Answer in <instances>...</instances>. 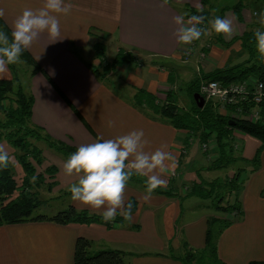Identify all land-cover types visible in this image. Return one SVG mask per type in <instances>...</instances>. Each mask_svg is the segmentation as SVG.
<instances>
[{
    "label": "crops",
    "instance_id": "obj_1",
    "mask_svg": "<svg viewBox=\"0 0 264 264\" xmlns=\"http://www.w3.org/2000/svg\"><path fill=\"white\" fill-rule=\"evenodd\" d=\"M210 1L213 13L214 6ZM43 2L0 0V9L4 10V16L0 19L12 32L15 19L25 8L35 10L42 7ZM71 3L73 6L69 14H58L60 35L52 39L47 32L40 33L32 46L26 49L43 71V74L37 73L29 79V91L33 97V125L42 128L51 138L76 149L81 144L94 142L101 137L114 139L142 129L149 141L145 151H155L166 145L165 150L176 157L178 166L174 173H179V183L188 184L189 188L193 183H198L200 177L204 179L203 172L199 173L198 168L195 171L187 169L200 163L194 154L185 158V171L180 167L183 161L181 144L186 143L181 137L183 132L176 131L147 111L134 108L131 100L136 89H145L155 96L166 90L170 80L168 71L171 69L167 62L176 61L184 46L178 43L174 35L178 26L173 17L184 13L186 7L198 10L207 9V6L203 7L201 0H169L167 5H163L162 0H71ZM227 12L222 18L233 21V27L238 31L235 37L255 29L251 26L253 21L247 11L242 10L241 14L240 10L236 15ZM257 16L258 13L253 11L252 18ZM93 35L104 39L106 52L111 47L113 57L122 47L148 61L137 68L123 67L116 71L115 78L129 86L132 92L129 96L116 89L110 83L113 80L110 77L106 84L99 82L88 68L89 64L97 65L94 62L97 60L93 52ZM215 43L206 46L209 49L206 55L201 53L206 56L204 61L215 63V68L208 73L227 65V58L222 61L219 57L222 47ZM193 46L194 50L202 52L198 43L195 42ZM152 61H162L167 65H151ZM9 79L11 73L7 67V72L0 76V80ZM109 121H114V126L109 127ZM237 143L240 145L239 157L246 162V169L243 168L246 179L244 177L240 192L241 216L222 232L217 241L218 257L224 264L264 261V150L257 154L260 148L258 140L234 132L233 144ZM214 151L217 152L216 149ZM214 154L213 159L217 157V153ZM256 155L257 162L251 165ZM248 170L250 172L247 175ZM171 175L163 174L162 178L167 184L155 190H173L178 193L179 184L170 178ZM142 180L145 183L146 177H142ZM146 194V190L127 184L124 191L125 205L130 200L136 202L130 226L114 225L107 228L103 224L58 225L47 221L0 226V264H73L78 238L90 241L91 250L93 245H97L96 251L118 250L132 257L138 256L133 258L131 264H180L167 256L165 251L169 248L173 252L179 249L181 235L189 247L203 249L206 219L212 215L178 224L181 202L177 198L153 191L151 197L145 200ZM69 206L98 216H102L104 210L103 207L97 210L74 200ZM131 226L138 228L134 230ZM149 253L158 255L154 258L144 255Z\"/></svg>",
    "mask_w": 264,
    "mask_h": 264
},
{
    "label": "trees",
    "instance_id": "obj_2",
    "mask_svg": "<svg viewBox=\"0 0 264 264\" xmlns=\"http://www.w3.org/2000/svg\"><path fill=\"white\" fill-rule=\"evenodd\" d=\"M201 4L203 7L207 6V9H202L203 11L199 12L198 10L186 7L185 12L189 15H204L206 17L204 24H206L215 17L211 16L212 11L211 6H209V0H201ZM242 6V3L238 2L232 7L233 11L239 12ZM225 10L226 8L220 9L221 13L218 17L222 18V11ZM199 27H202V25ZM257 30L264 31V24H257L254 30L247 31L240 38H234L229 42H223L220 36L217 35L215 42L226 47L236 41L235 39H238L241 44V49L247 54L248 59L233 67L225 66L220 69H215L201 78L195 77L187 86L188 93L190 95L198 94V84L201 80H214L223 85L249 79L264 81V57H261L258 53L254 37V33ZM0 31L5 32L11 40V31L1 19ZM93 37L95 38L93 52L95 59L98 61V65L89 64L88 68L99 82L106 84L109 75H115V72L120 68H137L142 65V61L136 54L122 47L118 49L113 59L108 61L106 58L104 39L97 35H93ZM208 50L203 48V54L206 55ZM20 60L31 68V76L37 73L43 74L41 67L27 50L22 52ZM151 65L166 67L167 64L162 61H152ZM7 67L11 73V79L0 80V114L3 116L0 119V143L4 142L12 149L21 152L19 155L16 154L14 158L22 170L23 176L21 179V188H18L12 164H9L7 168H0V226L32 221H47L58 225L103 224L107 228H112L114 225L130 226L129 221H126L119 213H117L114 221L105 222L102 216L90 214L85 210H77L73 206H68L66 209L52 216H33V213L44 204V202L38 199V194L35 190L39 183H42L44 180V174L51 176L56 173V168L49 166L44 169L43 173L37 174L36 166L41 167L43 165L42 159L40 158L41 151L34 147L30 143V140L42 142L49 149L67 158L77 149L67 146L60 141H52L51 137L42 128L31 123L33 97L23 89L18 78L16 67L13 64ZM171 73L172 71L170 69L168 71L170 77V80H168L169 85H173L175 80ZM175 95L173 90H167L164 93L165 101L160 102L145 89H136L132 97V106L140 111L151 112L154 116L165 120L176 131L186 132L190 136L199 135L198 142L200 144L207 142L212 137L215 141L217 157L207 167L208 170L226 169L233 166L239 159H242L235 155L233 132H240L258 140L260 148L257 154L261 150H264V123H249L237 119L233 120L234 125H232V119L228 115L219 114L210 104H204L202 108H199L194 99H192L188 109L180 108ZM72 110L78 115L73 108ZM231 110L233 109L227 108V111L230 112ZM29 158L31 159L29 160ZM257 159L258 155L252 159L250 164L254 165ZM243 171V169H237L233 176L226 180H204L198 176L200 177L198 183H193L182 196L173 190L167 192L154 190V193L163 194L166 197H175L179 202L192 197L202 201L209 200L211 201L212 209L223 214L237 212L239 218L241 216L240 192L245 182ZM130 180H136L139 185L141 184L146 188L142 177L134 174ZM224 195L232 199L233 202L227 203L226 206H221V203L225 200L223 198ZM128 203L132 204L133 214L136 210V202L130 200ZM231 223V221L223 218L208 217L206 219L203 249L195 250L190 248L186 242H183L184 254L174 255L173 250L169 248V257L180 264H224L218 257L217 241L222 232ZM131 227L134 230L138 228L137 226ZM91 246L90 241L84 238H78L75 243L73 264H131L126 258L133 255H127L118 250L93 251L91 250ZM248 264H264V261H251Z\"/></svg>",
    "mask_w": 264,
    "mask_h": 264
},
{
    "label": "clouds",
    "instance_id": "obj_3",
    "mask_svg": "<svg viewBox=\"0 0 264 264\" xmlns=\"http://www.w3.org/2000/svg\"><path fill=\"white\" fill-rule=\"evenodd\" d=\"M162 3L167 5L169 0H162ZM72 6L71 0H44L42 7L35 10L25 8L15 19L11 40L5 32L0 31V76L7 72L8 65L20 61L22 52L32 46L40 33L47 32L52 39L58 37V14H69ZM259 15L260 23L264 24V14ZM3 16L4 10L0 9V17ZM205 19L204 15H189L187 12L173 17L178 26L174 33L178 43L190 45L209 34V31L229 38L233 35L231 19L215 17L208 21L210 29L199 27ZM254 37L258 53L264 57V31L257 30ZM114 123L109 121L108 126L112 127ZM148 143L144 131L140 129L114 139L101 137L94 142L81 144L63 165L66 176L77 178L68 188L72 199L93 209L103 207L101 215L105 222L114 221L118 210L126 221H131L132 204L125 205L124 200L130 178L134 174L146 177L147 194L144 199L148 200L155 189L166 186L167 181L162 175L174 174L178 166L176 157L165 150L166 145L148 152L145 151ZM12 160L5 146L0 145V168H7Z\"/></svg>",
    "mask_w": 264,
    "mask_h": 264
},
{
    "label": "rangeland",
    "instance_id": "obj_4",
    "mask_svg": "<svg viewBox=\"0 0 264 264\" xmlns=\"http://www.w3.org/2000/svg\"><path fill=\"white\" fill-rule=\"evenodd\" d=\"M237 2H241L242 3V7H241V14H242V10L247 11L249 14H251V20L253 21V23L251 24V26L256 27V24L258 22H260L261 20V15L259 14H264V1L261 0H211L210 3L213 4L214 6V10L213 13L211 12V16L213 17H218V15H220V9L222 10L223 8H226L225 11H222V15L225 14V16L227 15V11L229 12H233L236 15V12L233 11V8ZM255 11L256 13H258L257 17H253L252 18V12ZM255 22V23H254ZM205 29H210V25L207 23L205 24V27H203ZM234 31H233V35L229 38L227 36H225L224 34H216L215 32H211L209 31V34L204 35L201 37L200 40H197L196 43H198V48L201 47L203 48H207L206 46H211V43L213 42L214 44V38L218 36H220V38L223 40V42H227L233 40L234 38H240L242 35H240V37H235L236 34H238V31L235 27H233ZM236 41H234L231 45L229 46H222L219 45V47L221 46L222 49L221 51H219V57L220 59L222 58V61L224 60V58L226 57V63L228 67H233L239 63H242L243 61H245L246 59H248L247 54L240 49L241 44L240 41L238 39H235ZM194 43L190 45H184L182 50L179 52L178 55V59L176 61H169L167 62L168 67H171V75L172 77L175 79L174 84L173 85H167L166 86V90L164 92H158V94H156V96L154 95L160 102H164L165 101V96L164 93L167 90H173V92L176 94L175 97L177 98V104L180 108L183 109H188L191 105V100L193 99L194 95H190L188 93V89L187 86L189 84V82L191 80H194L195 77H202L206 74H208L207 71H211L212 68H215L214 64H210L212 63L210 60L208 61H204V58H206L205 55L201 54L203 52L198 51L199 49H195L194 50ZM216 45V43H215ZM185 50L189 52V57L188 59H186L184 57V53ZM224 51V52H223ZM200 52V56L198 57ZM112 49L111 47L108 48L107 52H106V56L107 59L109 61H111L112 56ZM203 57V58H202ZM201 58V59H200ZM85 59V57H84ZM140 60L142 61V65H146L148 63V61H146V59H144V57H140ZM95 64L98 65V61H94ZM221 64V63H220ZM16 67L17 73H18V78L19 81L21 82L23 89L25 90L26 93H30L29 91V79L31 77L30 75V71L31 68L28 67L25 63L22 62V60H20L18 63L13 64ZM96 66V65H95ZM118 71V70H117ZM201 75V73H203ZM115 74H117L115 72ZM145 74V71L144 73ZM147 74H145L146 76ZM110 79L112 78L113 80H110V83L115 85L121 92H123L125 95H128L131 92V90L129 89V86L127 87L124 83H122L121 81L118 80V78H115V75L109 76ZM147 91V90H146ZM148 92V91H147ZM150 93V92H149ZM194 94V93H193ZM132 101V100H131ZM205 104H210L211 106H213L212 108L215 109V111H217L219 114H224V115H228L224 110L218 111V109L216 110V108L218 107L215 103L212 102H208ZM148 114H152L151 112H148ZM153 115V114H152ZM229 117V116H228ZM3 116L0 114V119H2ZM159 118V117H157ZM230 118V117H229ZM161 119V118H160ZM231 119V118H230ZM162 121L166 122L165 120L161 119ZM233 121V120H232ZM244 121V120H243ZM247 122V121H246ZM32 123V122H31ZM167 123V122H166ZM33 124V123H32ZM169 125V124H168ZM171 126V125H170ZM182 132V131H181ZM234 133V132H233ZM240 133V132H239ZM46 134H48L46 132ZM43 136V134H42ZM199 136V135H198ZM198 136H190L188 135V133L183 132L181 137L182 139L186 140V143L181 144L182 148H181V154H182V163H181V169L182 171H185V165L186 161L185 158L190 156L191 154H194V158L199 160V164L197 166H194L193 168H187L189 171L192 170H196V168H198V172H203V177L205 180H213V179H220V180H226L227 178H231L233 176V174L235 173V171L237 169H246V162L244 159H239V161H237L233 166L226 168V169H220V170H208L207 167L212 163V161L214 160L212 156H215L217 153L216 151H214L215 148V141L213 140V138H209V140L203 144H200L198 141ZM52 141H57L53 138H51ZM191 139V140H190ZM190 140V141H189ZM30 143L38 148L41 151V156L40 158L42 159L43 165L41 167H37L36 166V172L38 173H43L44 169L49 167V166H54L56 168V173H54L53 175L49 176L48 174H44V180L42 181V183H39V185L37 186V189L35 190L38 194V199L42 202H44L43 206H41L39 209H37L34 213L33 216L35 215H47V216H52L54 214H56L57 212L66 209L72 202V197H71V193L68 191L69 186L76 181V177L72 176H66L64 171H63V165L65 163V161L68 159L67 157L61 155L60 153L55 152L52 149H49V147L42 143V142H36L34 140H30ZM0 145H4L6 150L8 151L9 155L13 158L12 162L10 164H12L13 168H14V177L16 179L18 188H21V179L23 176L22 170L20 169V167L18 166V164L15 161L14 156L16 154H20L21 152H19L18 150H14L11 147H9L8 145H6L4 142H1ZM66 145V144H65ZM68 146V145H67ZM71 147V146H70ZM234 149L236 152V156L238 158L239 157V151H240V145L234 144ZM188 151L190 152V155L188 153ZM213 151V152H211ZM31 158H29L30 160ZM187 165V164H186ZM59 170V173H57V171ZM205 171H209L208 174H206ZM205 172V173H204ZM250 171L248 170L246 173L248 175ZM179 174V173H178ZM174 173L171 175V179H175L176 183L179 184L178 185V193L179 195H184L187 191H188V184L186 185H182L181 183H179V175ZM246 179V176H243ZM74 180V181H73ZM72 181V183H71ZM67 182H70L67 184ZM128 184L130 186H136L141 188L142 190H146V188H144L141 184L139 185L138 181H134V180H129ZM190 186V184H189ZM36 188V187H35ZM18 193V192H17ZM226 195H224V199L223 202L221 203V206H226L227 203H232V199H229L227 197H225ZM181 206V215L180 218L178 219V224L183 223V221H188L190 219H195L198 217H202V216H206V215H212V216H208V217H218V218H223L226 219L228 221H235L238 218V214L237 212H232L231 214H223L219 211H216L215 209L211 208V201H202L199 200L198 198H186L184 200L181 201L180 203ZM207 217V218H208ZM179 226V225H177ZM183 242H185V238L183 235H181V239H180V248L179 249H175V252H173L175 255H183L185 250L183 248ZM97 245H93V251H96L97 249ZM191 248V247H190ZM198 250V249H195ZM202 250V249H200ZM136 251H141V250H136ZM143 251H148V250H143ZM150 251H156V250H150ZM169 251H165V254H167V256H169ZM145 256H151L154 258V256L158 255L155 253H149L148 255L144 254ZM138 257V256H129L127 257V261L131 262L133 261V258ZM220 260V259H219Z\"/></svg>",
    "mask_w": 264,
    "mask_h": 264
},
{
    "label": "built area",
    "instance_id": "obj_5",
    "mask_svg": "<svg viewBox=\"0 0 264 264\" xmlns=\"http://www.w3.org/2000/svg\"><path fill=\"white\" fill-rule=\"evenodd\" d=\"M184 57H189L186 50ZM198 94L204 103H215L216 110H224L232 120L264 123V81L249 79L223 85L214 80H201ZM228 107L233 110L227 111Z\"/></svg>",
    "mask_w": 264,
    "mask_h": 264
},
{
    "label": "water",
    "instance_id": "obj_6",
    "mask_svg": "<svg viewBox=\"0 0 264 264\" xmlns=\"http://www.w3.org/2000/svg\"><path fill=\"white\" fill-rule=\"evenodd\" d=\"M193 99L196 103V105L199 107V108H202L204 106V100L201 98V96L199 94H194L193 96ZM232 125H234V122L232 121L231 123Z\"/></svg>",
    "mask_w": 264,
    "mask_h": 264
}]
</instances>
